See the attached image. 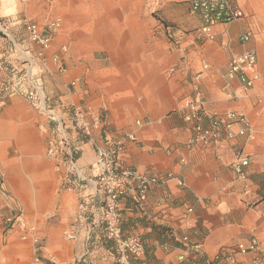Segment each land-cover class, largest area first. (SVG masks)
Instances as JSON below:
<instances>
[{"label":"crops","instance_id":"1","mask_svg":"<svg viewBox=\"0 0 264 264\" xmlns=\"http://www.w3.org/2000/svg\"><path fill=\"white\" fill-rule=\"evenodd\" d=\"M189 1L0 0V15L14 20L11 41L22 52L28 49L30 58L38 47L29 43L22 20L43 28L60 18L44 66L37 58L33 70L46 96L81 103L100 116L92 137L77 140L85 179L73 178L75 187L64 188L62 168L46 155V116L18 95L8 98L0 110V170L11 197L0 193V264H65L87 250L91 264L112 262L111 248L93 244L98 232L89 246L84 226L75 239L64 237L78 204L89 220L100 216L91 164L95 144L105 137L121 141L122 166L173 176L151 186L143 203L132 192L121 199L122 231L144 243L132 264H246L254 253H240L236 244L253 237L264 261V0H236L243 17L215 24L213 40L198 38L201 21ZM248 29L251 37L244 42L240 35ZM247 49L256 53L258 76L243 89L226 70L229 59ZM0 54L11 67L25 66V57L11 51L1 32ZM195 90L208 115L243 112L254 138L226 140L221 130L211 145L188 147L191 132L179 106ZM238 148L249 155L247 192L230 167ZM9 205L19 210L6 232L2 219ZM220 250L233 251L232 260L213 262Z\"/></svg>","mask_w":264,"mask_h":264},{"label":"built area","instance_id":"2","mask_svg":"<svg viewBox=\"0 0 264 264\" xmlns=\"http://www.w3.org/2000/svg\"><path fill=\"white\" fill-rule=\"evenodd\" d=\"M19 1L25 3L27 0ZM189 11L200 18L201 24L197 36L201 40H213L215 38L213 32L215 24L232 22L244 15L243 9L236 3V0H190ZM13 22L11 16L0 15V32L10 43L11 51L17 52L18 50V53L25 57V66L20 69L11 67L6 58L0 54V72L2 73L0 78V110L5 106L10 96L18 95L46 116L50 125L46 138V155L56 161V169L62 168V185L65 188H74L73 178L76 180L85 179L82 178V169L78 163L81 148L77 144V140L92 137L93 130L100 123V116L92 113L90 108L81 103H64L61 100L46 96L41 76L33 70L37 58L41 68L44 66V50L50 45L52 32L60 27V18L50 21L43 28L35 22L22 20L29 43L38 47L36 58H30L28 49H24L22 52L17 44L11 41L8 29ZM250 37L251 30L249 29L240 35V39L244 42L248 41ZM61 49L66 50L64 46ZM53 58L58 60L60 56L55 55ZM172 71L173 69L170 70V72ZM226 75L231 78L238 77L242 82L243 89L249 88L258 76L254 49H247L240 54L233 55L229 59ZM194 79H199V75L196 74ZM179 111L182 120L191 132L186 143L190 148L198 145H211L218 139L221 130L224 132L223 138L226 140H234L237 136H244L248 139L254 138V131L243 112L228 111L224 114L208 115L205 102L197 90L181 98ZM204 117L208 119L207 125L202 123ZM235 125H238L237 129L233 128ZM127 138L134 139V136L128 134ZM94 150L95 158L91 164L94 173L91 181L98 197L97 206L100 216L96 220H89L85 214L84 204H78L72 228L64 232V237L75 239L79 228L84 226L87 232V246L92 243L91 234L95 231L98 232L97 240L93 244L100 243L112 249V262L102 264H132L143 255L144 243L138 235L127 234L122 231L121 199L128 192H132L135 202L143 203L151 186L164 182L173 176L168 173L160 178L157 175L122 166L119 160L122 143L110 137H105L101 144H95ZM248 164L249 155L241 148L236 149L230 167L242 180L246 192L248 189L246 173ZM178 183L183 184L181 180ZM14 220L12 215L5 218V222L8 224L13 223ZM181 239L184 242L189 240L187 235L182 236ZM236 249L240 253H254L251 261L246 264H264L259 255L256 238H251L247 244L237 243ZM88 251L76 260L65 264H91L87 259ZM232 258L233 251L220 250L214 256L213 262H229Z\"/></svg>","mask_w":264,"mask_h":264},{"label":"rangeland","instance_id":"3","mask_svg":"<svg viewBox=\"0 0 264 264\" xmlns=\"http://www.w3.org/2000/svg\"><path fill=\"white\" fill-rule=\"evenodd\" d=\"M64 187V186H63ZM65 188V187H64ZM0 193H3L6 197L8 196L9 198L11 197V193H10V191H9V189H7V187L4 185V178H3V174H2V172H1V170H0ZM7 197V198H8ZM8 198V199H9ZM7 210V214H8V216H13V215H15V213L17 214L18 213V208L17 207H10V205L6 208ZM7 216L5 215L4 217H3V225H4V231H6V232H8L9 231V229H11L12 228V225H13V223H10V224H8V223H6L5 222V218H6ZM15 221V220H14ZM3 240V238H0V240ZM4 241H5V239H4ZM3 241V242H4Z\"/></svg>","mask_w":264,"mask_h":264}]
</instances>
